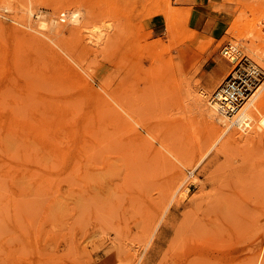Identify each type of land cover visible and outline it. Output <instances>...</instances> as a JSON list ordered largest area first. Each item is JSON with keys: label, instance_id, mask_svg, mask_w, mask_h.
<instances>
[{"label": "rangeland", "instance_id": "374dc122", "mask_svg": "<svg viewBox=\"0 0 264 264\" xmlns=\"http://www.w3.org/2000/svg\"><path fill=\"white\" fill-rule=\"evenodd\" d=\"M178 1L0 0V264H264V142L212 145L188 102L243 59L264 71V13L212 2V38Z\"/></svg>", "mask_w": 264, "mask_h": 264}, {"label": "bare ground", "instance_id": "6f19581e", "mask_svg": "<svg viewBox=\"0 0 264 264\" xmlns=\"http://www.w3.org/2000/svg\"><path fill=\"white\" fill-rule=\"evenodd\" d=\"M57 3H59V1ZM62 6H64V5H61L60 7H62ZM56 7H58V6H56ZM255 8L260 13H264V0H259L257 2V5ZM65 13H66L65 11H62L60 13L59 20L65 21V19H66ZM74 13H75V11H74ZM74 13L71 12V15H70L71 19L69 18L70 19L69 23H71V20H74V22L78 21V20H76V19H78L77 18L78 14L77 13L74 14ZM64 14H65V16H63ZM259 17H256V19H253V21H252V25L255 28L253 29V32H252L253 37L251 36L252 39H251L250 43L252 45L250 44V48H251L250 50L256 56L257 60L261 64H264V32L261 31V26L259 27V19H258ZM44 22L46 24L45 26L47 27L48 25L46 23V20H44ZM47 22H49V21H47ZM50 23L52 25L51 28H53V30H54L53 34H55V32H56V34L63 32L65 26H67L64 24L60 25V24H58V22H55V20L54 21L51 20ZM42 25H44V23H42ZM77 32H78V30H77ZM41 37H43V36H41ZM228 52H229V50L226 51V53H228ZM52 54H53V52H52ZM230 55H233L232 52ZM232 57L233 56H231V58ZM247 62H248L247 59H245V60L243 59V61H239V63L236 64V66L232 69L230 74H228L226 76L224 81H222L214 89V91H212V94L208 100L209 106L205 102L206 101L205 100L206 95L201 94V92H199L200 96L195 94V93L191 94L190 97L188 96L190 98V99L188 98V100H189L188 102H189L190 106L200 115V117L205 122H207L211 125L210 127L212 128L213 132L215 133V141L212 143V145L218 143V141L220 139L222 141V143H220V145H224V144L229 145V144H234V143H236V145H238L237 143L260 144V143L264 142V115H262V117L257 122L258 125L256 124V126H258V128H255V129L260 128V131L261 130L262 131L261 132L257 131V130L254 131L255 130L254 129V130H252V132L247 133L250 129H253V127H254L252 125V121H253V118L255 116H258V115H256V114H258L256 112L264 110V90H262V88H264V79H262L261 75L257 76L256 73H252L251 71L249 73H245L244 72L245 67L248 70L247 66H249L247 64ZM249 62H251V61H249ZM125 67H126V64L124 63V61L121 62V67L120 68L118 67V70L120 69L118 74H120L119 77H120L122 82L123 81L125 82V80L129 78L128 77L129 74L126 73ZM261 72L264 73V71H262V70H261ZM126 105H127V103H126ZM121 108H122V106H121ZM128 109H127V111L129 113L130 109L129 110ZM127 111H125V112H127ZM122 113H124V110L122 111ZM131 113H133V111ZM124 115H123V118H126L127 115L125 117H124ZM121 116H122V114H121ZM122 121H124V119ZM217 122L223 123V128L220 129ZM129 125H131V123H129ZM235 126L238 127L236 129L243 131L245 134H241V132L237 133V131L231 129L232 127H235Z\"/></svg>", "mask_w": 264, "mask_h": 264}, {"label": "crops", "instance_id": "0c3cea01", "mask_svg": "<svg viewBox=\"0 0 264 264\" xmlns=\"http://www.w3.org/2000/svg\"><path fill=\"white\" fill-rule=\"evenodd\" d=\"M212 2H220V0H179L176 5L190 9L189 20L191 24L193 23V28L202 30L212 38H218L223 35L226 23L220 17L212 16L206 11V7ZM165 30V22L154 16L149 19L144 34L152 40L160 37Z\"/></svg>", "mask_w": 264, "mask_h": 264}, {"label": "built area", "instance_id": "2783aa9c", "mask_svg": "<svg viewBox=\"0 0 264 264\" xmlns=\"http://www.w3.org/2000/svg\"><path fill=\"white\" fill-rule=\"evenodd\" d=\"M247 64L249 66H247L248 70L245 67V71H244L245 73H249L251 71L252 73H256L257 76L261 75L262 79H264V73H262L261 70L255 64L249 61L247 62Z\"/></svg>", "mask_w": 264, "mask_h": 264}]
</instances>
